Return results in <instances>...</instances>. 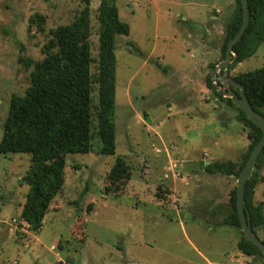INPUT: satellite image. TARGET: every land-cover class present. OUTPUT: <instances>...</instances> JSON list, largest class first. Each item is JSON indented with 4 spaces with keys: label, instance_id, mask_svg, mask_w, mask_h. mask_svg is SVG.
I'll return each mask as SVG.
<instances>
[{
    "label": "rangeland",
    "instance_id": "rangeland-1",
    "mask_svg": "<svg viewBox=\"0 0 264 264\" xmlns=\"http://www.w3.org/2000/svg\"><path fill=\"white\" fill-rule=\"evenodd\" d=\"M99 2L91 0L94 73ZM116 4L130 26L115 41L116 151L66 154L64 190L37 231L20 216L30 157L0 153V264H264L239 250L240 229L224 222L238 176L205 170L215 160L241 164L250 144L238 110L207 85L211 75L230 97L218 66L236 0ZM83 6L0 0V139L11 96L30 85L32 67L20 58L42 59L51 28L73 21ZM37 14L45 16L43 30ZM263 65L264 42L229 75ZM119 156L130 169L113 183ZM259 172L255 203L264 201V162ZM257 232L263 239L264 224Z\"/></svg>",
    "mask_w": 264,
    "mask_h": 264
},
{
    "label": "trees",
    "instance_id": "trees-1",
    "mask_svg": "<svg viewBox=\"0 0 264 264\" xmlns=\"http://www.w3.org/2000/svg\"><path fill=\"white\" fill-rule=\"evenodd\" d=\"M78 1L84 6L75 19L49 31L50 38L43 47L45 56L42 59L20 58L27 67H32L30 85L24 94L11 96L8 115L3 123L0 153L13 152L30 157L29 167L22 177L29 189L20 216L34 231L42 227L53 199L64 190L67 153L95 150L99 154L112 155L116 151L115 41L118 35L129 34L130 26L120 18L116 0H100L97 14L98 68L94 73L90 42L91 0ZM248 6L250 22L234 45L235 55L231 56L229 70L256 53L264 42V0H248ZM34 21L43 30L45 16L37 14ZM242 23L241 0H236L226 27L222 58L226 55L229 41L237 34ZM232 78L244 85L252 106L264 115V65L238 72ZM207 85L219 98L238 110L237 120L248 129L250 144L241 164L232 160H215L207 163L205 170L209 173L239 176L263 131L231 97H225L216 89L211 75ZM263 162L264 148L257 159L256 168L245 184L247 209L257 234V228L264 224V201L255 203L254 194L256 185L263 178L259 172ZM129 169L126 159L117 157L110 170L113 183L123 180ZM224 222L240 229V251L264 260L259 247L247 240L242 230L237 211V187L231 192Z\"/></svg>",
    "mask_w": 264,
    "mask_h": 264
},
{
    "label": "water",
    "instance_id": "water-1",
    "mask_svg": "<svg viewBox=\"0 0 264 264\" xmlns=\"http://www.w3.org/2000/svg\"><path fill=\"white\" fill-rule=\"evenodd\" d=\"M241 4L243 10V23L237 34L229 41L226 50V55L218 67L223 68V76L221 78V81L230 86L229 96L233 99V102L238 107H240L246 113L247 117L257 126H259L263 131L261 139L251 150L250 155L238 176L237 211L245 238L247 240L252 241L259 247L264 258V241L258 236V234L254 231L252 227L245 198V184L248 178L250 177L253 169L255 168L257 159L264 148V115L252 106L246 94L244 85L238 82L237 80L231 78L229 75V64L232 61L231 56L232 54L235 55L234 45L241 38L250 22L251 13L248 6V0H241Z\"/></svg>",
    "mask_w": 264,
    "mask_h": 264
}]
</instances>
